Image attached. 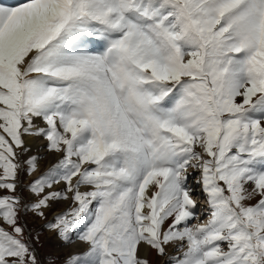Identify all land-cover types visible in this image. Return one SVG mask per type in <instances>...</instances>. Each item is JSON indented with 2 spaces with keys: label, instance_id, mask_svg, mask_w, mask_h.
<instances>
[{
  "label": "snow or ice",
  "instance_id": "1",
  "mask_svg": "<svg viewBox=\"0 0 264 264\" xmlns=\"http://www.w3.org/2000/svg\"><path fill=\"white\" fill-rule=\"evenodd\" d=\"M44 230L61 264H264V0H0V264H57Z\"/></svg>",
  "mask_w": 264,
  "mask_h": 264
},
{
  "label": "rangeland",
  "instance_id": "2",
  "mask_svg": "<svg viewBox=\"0 0 264 264\" xmlns=\"http://www.w3.org/2000/svg\"><path fill=\"white\" fill-rule=\"evenodd\" d=\"M3 2L5 1L3 0ZM41 149L42 148L40 147H34V145L32 144V152L30 154L38 155L39 157H41V159L38 161L39 171L37 172V175L46 171L48 167H50L51 164L54 162L52 161V158L55 159L54 156L48 154L46 151ZM32 178L33 177L25 176L26 181L31 180ZM196 199L198 202V206L202 208L204 206L205 197L202 194H200L196 197ZM67 207L68 205L64 202L54 205L53 208L47 213V219L51 220L56 213L65 210ZM26 219L28 221L29 227L31 228L40 229L42 225L46 223V221L44 220L34 219L30 216L27 217ZM41 242H42V246L39 247L41 259H44L45 256H51L57 259V264H61V262L65 259V257L69 253L78 252V251L70 250L69 249L70 246H68L69 244H64L63 242L59 241L54 233L48 232L47 230H44L42 232ZM156 264H165V262L162 259H158Z\"/></svg>",
  "mask_w": 264,
  "mask_h": 264
},
{
  "label": "bare ground",
  "instance_id": "3",
  "mask_svg": "<svg viewBox=\"0 0 264 264\" xmlns=\"http://www.w3.org/2000/svg\"><path fill=\"white\" fill-rule=\"evenodd\" d=\"M4 1H5V3H8V4H15V3L21 2V0H4ZM40 143L41 142H39V141H35V142H33V145H34V147H40ZM54 160L55 159L52 158V161H54ZM68 246H70L69 249L72 250V251H80L82 249V246L79 245V242L69 244Z\"/></svg>",
  "mask_w": 264,
  "mask_h": 264
}]
</instances>
